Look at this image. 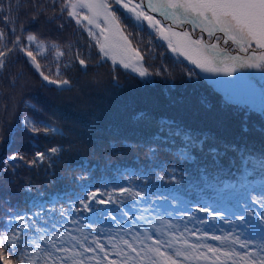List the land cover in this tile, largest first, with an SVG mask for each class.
Segmentation results:
<instances>
[{
    "label": "trees",
    "instance_id": "1",
    "mask_svg": "<svg viewBox=\"0 0 264 264\" xmlns=\"http://www.w3.org/2000/svg\"><path fill=\"white\" fill-rule=\"evenodd\" d=\"M61 3L0 0L5 46L13 47L10 41L17 35H36L45 45L43 55L37 56L45 75L69 81L59 87L44 81L19 51H13L0 70V232L14 229L19 223L14 217L22 215L30 225L22 232L38 243L44 244L40 235L47 239L71 231L87 237L85 243L103 237L107 247L109 234H154L151 225L163 229V221L170 220L177 235L185 227L209 237L233 233L242 240L253 238V246H259L258 230L250 231L248 221L241 223L236 217L264 211V204L252 203L264 199V172L248 163L246 176L245 162L239 158L240 152L248 154L245 149L254 159L264 153V112L225 97L195 66L177 57L155 29L143 22L137 27L135 19L115 4L113 10L149 75L143 78L113 63L102 57L96 42L74 19L60 11ZM23 43L38 51L34 43ZM57 50L63 55L57 56ZM77 55L86 65L79 64ZM25 117L38 132L31 131ZM162 120L206 134L208 142L190 159L181 160L179 140L152 142ZM53 147L56 153L49 151ZM211 147L219 149L215 158L208 154ZM37 152L45 153V159L30 163ZM14 154L23 159L5 164ZM119 187L143 195L135 201L128 194L113 196L116 203L92 202V211H76L87 191L98 188L99 200ZM197 207H222L217 211L229 222L204 221L195 215ZM109 210L116 220L108 217ZM251 214L253 223L261 219ZM188 239L239 249L230 240ZM29 249L34 251L31 245Z\"/></svg>",
    "mask_w": 264,
    "mask_h": 264
},
{
    "label": "snow or ice",
    "instance_id": "2",
    "mask_svg": "<svg viewBox=\"0 0 264 264\" xmlns=\"http://www.w3.org/2000/svg\"><path fill=\"white\" fill-rule=\"evenodd\" d=\"M114 4L131 13L137 27L146 21L168 42V47L173 53L184 56L202 72L232 76L238 69H264V0H62L60 11L66 12L77 25L86 29L88 35L96 40V45L104 57H110L114 62L119 60L125 69L131 68L144 77L149 75L148 70L138 66L142 60L141 53L132 46L130 34H125L120 17L113 10ZM153 14H159L166 23H162V20ZM8 22L6 18L5 26ZM186 25L191 26V31ZM197 29L202 35L194 36ZM94 30H98L99 35ZM10 31L14 32V28ZM203 34L207 35V40L203 38ZM6 38V33L0 31V70L6 68L11 53L19 51L29 58L44 81L58 87L69 84L67 79H51L45 75L37 59L38 55H43L45 45L37 41L36 35L15 36V39L10 41L13 45L11 48L5 46ZM23 41L34 43L38 51L34 53ZM231 46H235V54L231 53ZM56 55H63V52L57 50ZM77 59L80 65H86L85 60L80 59L78 55ZM232 83L239 87L238 82ZM246 87L253 86L248 84ZM261 111L264 112V103L261 104ZM25 123L30 126L32 132L39 131L28 117H25ZM244 131H247V127ZM168 139H172L173 143L179 140L177 156L187 161L195 149L203 150L209 137L203 133L197 135L175 121L162 120L152 142L160 143ZM57 150L56 147L49 149L51 153H56ZM236 151L240 150L237 148ZM245 151L248 152L247 155L244 152L239 155L246 165L244 174L250 175L248 163L252 164L253 170L258 167L264 172V153L260 154L259 159H254L250 150ZM208 154L215 158L219 155V149L211 147ZM35 155L36 159L30 162L32 164L45 159V153L37 152ZM21 159L22 156L14 154L4 163ZM172 179H175V174ZM125 194L133 201L143 195L141 192L119 187L109 193L107 199L97 200L100 195L97 188L96 191H87L86 197L80 200L82 207L76 211H92V202L102 205L116 203L113 196ZM257 202L264 204V199L252 201ZM196 210L208 214L212 219L225 220L221 211L211 210L209 207H197ZM249 214L237 216L236 220L241 223L247 220L250 231L258 230L261 238L259 246H253V238L242 240L239 235L233 233L209 237L207 232L193 231L185 227L184 232L177 235L172 222L167 220L163 221V229L151 225V221L147 222L153 227L154 234L145 231L141 235L136 232L134 235L129 234L130 238H117L109 234L107 247L101 242L103 237L94 236L85 243L87 237H77L71 231L58 237L48 236L47 239L40 235L39 240L50 246L45 248L44 244L22 232V229H28L30 225L24 222V216L16 215L14 219L19 223L15 228L0 232V264H264V211L251 214L254 218L256 215L261 218L256 223L248 219ZM107 215L113 220L117 219L110 210ZM184 216L187 219L189 213L185 212ZM55 228L54 224L53 231ZM185 232L198 241L208 238L215 241L230 240L231 245H238L239 249H224L192 242ZM65 242L70 246H65ZM29 245L34 251L29 249Z\"/></svg>",
    "mask_w": 264,
    "mask_h": 264
},
{
    "label": "rangeland",
    "instance_id": "3",
    "mask_svg": "<svg viewBox=\"0 0 264 264\" xmlns=\"http://www.w3.org/2000/svg\"><path fill=\"white\" fill-rule=\"evenodd\" d=\"M124 10H125V12H127L126 9H124ZM128 14L131 15V13H128ZM153 15H156L157 19H161L162 23H166L165 21H163V18L159 16V14H153ZM143 23L147 24L146 21ZM81 27L83 28V30L88 35L86 29L83 26H81ZM185 27L188 28L189 31H191L190 25H186ZM177 30H179V29H177ZM94 31H96L97 35H99L98 30H94ZM200 35H202V34L197 29L195 31L194 36H200ZM203 38L206 40L208 39L206 34H203ZM92 39L94 41H96L94 38H92ZM164 42L168 45V42L166 40H164ZM230 51L232 54H235V46H231ZM174 54L177 57L183 59L184 61H187L188 63L192 64L184 56H182L178 53H174ZM102 57H104L103 54H102ZM105 58H108L113 63H116V64L123 66L122 64L119 63V60L114 62L110 57H105ZM138 66L143 67L141 61H140V64ZM193 66H195V65H193ZM128 70L135 73L136 75H139L138 72L133 71L131 68H128ZM197 70L203 76H205L211 83H213V85L216 88H218L223 93V95L225 97H228L229 99H232L235 102L240 103L241 105H244L247 107L250 106L252 108H255V109H258L261 111V104L264 103V69H249V68L238 69L236 72H234L232 74V76H227V75H224L221 73H206V72H202L198 68H197ZM146 77H148V75L144 76L143 78H146ZM232 82H238L239 87H237ZM248 84H251L253 87L247 88L246 86Z\"/></svg>",
    "mask_w": 264,
    "mask_h": 264
}]
</instances>
